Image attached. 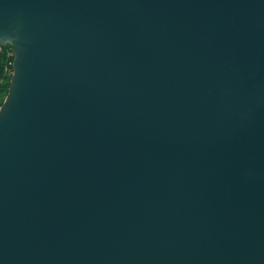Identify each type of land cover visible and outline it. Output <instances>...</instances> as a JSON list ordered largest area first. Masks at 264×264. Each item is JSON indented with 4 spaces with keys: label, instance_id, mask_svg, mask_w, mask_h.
I'll list each match as a JSON object with an SVG mask.
<instances>
[{
    "label": "water",
    "instance_id": "95a60500",
    "mask_svg": "<svg viewBox=\"0 0 264 264\" xmlns=\"http://www.w3.org/2000/svg\"><path fill=\"white\" fill-rule=\"evenodd\" d=\"M0 264H264V0H0Z\"/></svg>",
    "mask_w": 264,
    "mask_h": 264
},
{
    "label": "trees",
    "instance_id": "16d2710c",
    "mask_svg": "<svg viewBox=\"0 0 264 264\" xmlns=\"http://www.w3.org/2000/svg\"><path fill=\"white\" fill-rule=\"evenodd\" d=\"M13 52L9 45L0 46V106L8 91L12 74Z\"/></svg>",
    "mask_w": 264,
    "mask_h": 264
}]
</instances>
